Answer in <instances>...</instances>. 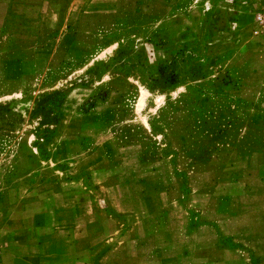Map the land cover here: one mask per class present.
<instances>
[{
  "label": "rangeland",
  "instance_id": "obj_1",
  "mask_svg": "<svg viewBox=\"0 0 264 264\" xmlns=\"http://www.w3.org/2000/svg\"><path fill=\"white\" fill-rule=\"evenodd\" d=\"M118 7L34 42L4 32L0 224L23 191L61 192L66 179L98 204L118 197L117 209L147 212L161 197L170 209L209 210L212 191L223 197L244 173H264V0Z\"/></svg>",
  "mask_w": 264,
  "mask_h": 264
},
{
  "label": "crops",
  "instance_id": "obj_2",
  "mask_svg": "<svg viewBox=\"0 0 264 264\" xmlns=\"http://www.w3.org/2000/svg\"><path fill=\"white\" fill-rule=\"evenodd\" d=\"M118 9V0H0V41L9 32L34 42L51 26L65 29ZM77 181L64 180L61 192L26 190L21 204L9 203L0 224L3 264H264V173H244L223 197L212 191L209 210L170 209L161 197L160 209L122 211L118 197L98 204Z\"/></svg>",
  "mask_w": 264,
  "mask_h": 264
},
{
  "label": "trees",
  "instance_id": "obj_3",
  "mask_svg": "<svg viewBox=\"0 0 264 264\" xmlns=\"http://www.w3.org/2000/svg\"><path fill=\"white\" fill-rule=\"evenodd\" d=\"M172 81H174V75H173V73H171L169 79H167L168 84H170V82H172Z\"/></svg>",
  "mask_w": 264,
  "mask_h": 264
},
{
  "label": "built area",
  "instance_id": "obj_4",
  "mask_svg": "<svg viewBox=\"0 0 264 264\" xmlns=\"http://www.w3.org/2000/svg\"><path fill=\"white\" fill-rule=\"evenodd\" d=\"M258 19L262 20V19H264V17L263 16H259ZM0 249H1V247H0ZM0 264H3L2 260H1V257H0Z\"/></svg>",
  "mask_w": 264,
  "mask_h": 264
}]
</instances>
